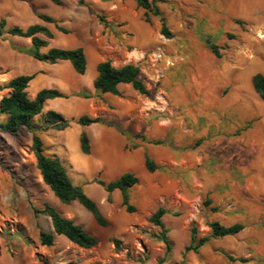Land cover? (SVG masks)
Returning a JSON list of instances; mask_svg holds the SVG:
<instances>
[{"label":"crops","instance_id":"1","mask_svg":"<svg viewBox=\"0 0 264 264\" xmlns=\"http://www.w3.org/2000/svg\"><path fill=\"white\" fill-rule=\"evenodd\" d=\"M85 2L94 10L93 15H89L85 6L78 5L77 7L72 6V12L63 18H56L44 11L39 13L51 16L56 23L46 22L38 16L31 23L46 27L52 33V38L63 36L59 34L62 31H59L56 25L66 29L67 32L62 33H67L68 39L61 42L59 48L82 47L86 59L85 72L77 73L69 60H57L53 64L41 65L35 72L31 71L27 74H34L28 83L29 87L34 82L39 83L28 97L34 98L41 89L55 88L65 97L46 99L43 107H50V104L62 102L71 110L77 109L79 116L101 118L100 122L89 125L77 123L78 126H73L77 131V136L76 145L72 150L60 133L68 132L71 124L64 130H55L44 118L46 133L52 139L46 144L37 134L43 142L45 153L60 159L74 185L85 186V183L81 182L80 176L88 171H92L93 175L97 173L98 177L94 180L101 179L105 182L116 180L126 172L137 177V182L126 190L128 204L132 205L134 210H127V206L123 204V193L118 188L111 192L104 190L99 199L93 198L87 191V195L95 200L91 198L106 220V224L101 225L93 214L77 200L64 203L51 192L53 202L45 203L55 208L63 217L80 225L97 240L94 246L83 248L62 235L66 239L60 245L56 237L58 234L54 232L51 223L48 225L47 232L54 234L52 245H57V249L63 250V253L69 258L77 257L87 261L95 256L93 253H85V250H91L100 243H103V249H99V255L104 257V253L110 255L115 248V246L109 247V240L119 239L120 244L123 240L130 247H134V241L139 240L145 245L150 244L159 251L162 250L163 257L166 254L167 262H171L168 256L172 251V244L178 242L179 253L182 257L179 254L175 255L173 261L180 258V262H174V264H258L252 257L261 253V249L259 244L255 242L254 245L252 240H259L261 234H264V230H259L255 224L249 227L245 226L243 223L245 219L239 214L230 216L233 210L238 209L232 198L231 202H222L217 194L215 196L213 191L216 186L229 183L231 178H225V175L220 176L218 173H216L217 176L211 177L205 169L200 168L209 155L206 152V147L203 149L199 145V139L206 138L208 130L205 129L198 134L191 132L181 117V113L176 111L177 90L182 93L185 92V89L175 86L177 89L175 91L174 88L171 94L168 91L169 85L163 80L172 67L179 70V65H184L188 69L186 71L195 75L200 84H203L205 79L209 80L207 91L219 93L230 87L236 88V91L241 88L242 93L244 89L245 94H247L246 91H250L249 95L256 102L264 101L252 84L254 74L260 73L264 76V49L255 51L250 60L251 63L246 68L244 63L247 62V59H244L240 53L238 54V52L246 50L248 45L246 42L248 34L242 28L261 29L264 33V0H231L235 7L237 5L241 7V12L239 11L235 15L231 13L226 16L220 15V18L225 17L232 23L225 33L231 31L237 36L239 35L241 38V43H238L240 49L233 52L232 40L230 41L223 35L224 42L214 45L218 54L211 48L206 50L198 47L196 39L190 35L192 25L195 23L193 18L196 15L206 18V27L216 25L218 17L212 10L213 0L156 1L152 4L153 10L147 12V18H145L147 10L138 6L135 0H108L106 3L98 1L97 4L87 0ZM98 5H101L103 10L98 8ZM80 7L86 12L87 25L83 29L79 28L76 34L70 33L62 19H71L74 15L72 13L81 10ZM154 9H157L158 14H155ZM252 9L254 10L252 11ZM252 14L254 16L251 17ZM98 16H102L103 21ZM161 17L165 20L166 27L170 32L169 37L161 32ZM36 35L48 41L46 46L40 48L41 52L55 47L48 46L52 38H47L42 33ZM71 35H75L76 39H71ZM26 39H29L31 46L30 38ZM235 56H239L240 59H235ZM23 58H26L25 55ZM105 60H109L111 65L116 68L126 64L138 66V78L148 94H141L128 82L118 83L117 93L96 91L93 82L98 76L97 65ZM217 60H219L218 64ZM245 70H248L246 75L249 85L244 88V85L239 86V82L242 71ZM21 73L23 72L6 79L5 83L1 85ZM190 83L192 86L194 82ZM251 85L258 96L251 91ZM7 91L8 94L9 90L7 89ZM82 93H89L91 96L85 98L81 96ZM160 97L165 100V106L162 109L155 106L162 105ZM148 102L153 103L154 106L147 108ZM48 110H45L44 114ZM252 112L258 117L256 123L259 129L264 132V118L259 117H264V109H259L255 104ZM59 113L65 117L62 112ZM34 117L36 118L37 115ZM33 125L37 131L42 129L34 122ZM90 127L96 129V133L88 137L90 152L88 154L80 153V132H86ZM232 139L233 137L215 136L213 141H231ZM146 156L155 165L153 171H149L146 166ZM210 157L212 156L210 155ZM31 159L32 167L35 168L36 159L32 152ZM205 199H209L210 204L204 205ZM159 207L164 209L159 218L161 226L154 224L149 219ZM214 207H216V211L212 210ZM43 208L37 217L38 231L43 230L39 224L40 218L48 224L49 220L51 222L49 216L45 217L47 214ZM188 212L194 213L196 216L200 214L198 221L206 232L202 234L198 232L199 237L211 234V229L207 225V222L211 221H219L225 226L240 223L243 228L235 234L223 236L225 239L216 242L214 239L221 237L210 238L196 253L192 250L186 251L185 248L190 243V227L192 225L191 218L185 215ZM102 227H108V233L98 239V230H103ZM170 227L175 229L176 233H170ZM162 228L165 230V236L170 246L168 252L164 242L159 239ZM223 241L226 243H222ZM159 243H162V249L156 245ZM39 247L48 246L39 245ZM134 252L136 253V250ZM229 256L233 259H230ZM161 260L163 263L164 259L158 258L156 264Z\"/></svg>","mask_w":264,"mask_h":264},{"label":"rangeland","instance_id":"2","mask_svg":"<svg viewBox=\"0 0 264 264\" xmlns=\"http://www.w3.org/2000/svg\"><path fill=\"white\" fill-rule=\"evenodd\" d=\"M75 1L62 0L61 5H56L50 0H0V20L5 19V27L17 25L25 28L33 23L38 14L43 11L56 18H63L72 12V6H78ZM87 1L97 4L98 1L106 3L108 0ZM213 2L212 10L218 17L216 25L206 27V18L196 15L193 18L195 23L192 25L190 35L196 39L198 47L206 50H210V45L223 43L224 35L225 38L232 40L234 45L232 51L239 50L238 43H241V38L231 31L225 33L232 23L225 17L220 18V15L238 14L241 7L238 5L235 7L231 0H213ZM92 3L91 5H93ZM98 8L103 10L101 5H98ZM80 9L72 13L74 15L71 19H62L70 33L76 34L79 28L83 29L87 25L86 12L81 7ZM242 29L248 34L246 38L248 45L246 50L238 52V54L240 53L244 59H247V62L244 63L246 68L251 63L250 60L255 51L264 49V33L261 29ZM59 34L63 36L53 37L48 46L61 47V42L68 39L67 33L60 32ZM70 38L76 39V36L71 35ZM29 46V39L16 38L7 33L1 34L0 85L5 83L6 79L20 72H23L21 74H28L31 71L33 73L41 65H49L30 57L26 53ZM243 47L245 48V46ZM23 55L26 58H23ZM235 59L240 58L235 56ZM218 63L219 60H217ZM179 66V70L172 67L163 81L169 85L168 91L171 94L175 86L185 89V92L182 93L177 90L176 111L181 113V117L191 132L198 134L205 129L208 130L206 138L199 139V145L203 149L206 147V152L209 155L200 168L205 169L211 177L217 176L216 173H218L220 176L225 175V178H231L229 183L216 186L213 191L215 196L217 194L222 202H231L232 198L238 209L233 210L230 216L239 214L245 219L243 222L245 226L249 227L255 224L256 228L264 230V132L259 129L256 123L258 117L252 112L255 104L263 110L264 101L256 102L247 91L249 96L244 93L245 89L243 90V88V93L241 88L236 91V88L232 87L219 93L207 91L209 80L205 79L203 84H200L195 75L186 71L188 69L184 65ZM247 72L248 70L242 71L239 82V86L244 85V88L249 85ZM190 82H194L192 86ZM37 85L39 83L34 82L30 87L28 86L27 90L30 91H27L28 96L37 88ZM176 89L174 90L176 91ZM251 91L256 94L253 87ZM7 92V89L0 90V98ZM256 96L258 95L256 94ZM48 109L62 112L68 119H74L80 115L77 109L71 110L62 102L50 104V107L44 106L42 112L36 118L33 117V122L42 127L37 133L46 144L52 139L45 129L44 112ZM6 118V114L0 113V122L5 121ZM73 126H78V124L72 122L68 132H60L61 137L71 150L76 145L77 136V131ZM95 133L96 129L92 127L86 131L88 137ZM215 136L233 137V139L231 141H213ZM30 143L31 133L25 128H21L15 135L0 132V264H43L40 260H44L47 264H156L158 258L164 259L161 264L180 262V258L173 261L175 255L181 256L178 242L172 244V251L168 256L171 262H167L166 254L163 257L162 250L159 251L150 244L145 245L139 240L134 241V247H130L121 240L119 249L113 248L112 254L104 253V257L98 255L87 261L77 257H67L63 250L57 249V245L40 248L37 238L39 229L37 217L45 202H53V195L50 188L39 177L37 167H32ZM96 177H98L97 173L93 175L92 171H88L80 176V180L85 183V186H82L85 193L87 194L88 191L93 198L99 199L104 189L94 182ZM198 209L201 210L200 207ZM185 215L191 218L192 225L198 227L199 234L206 232L198 221L200 214L196 216L194 213L188 212ZM47 219L49 220V218ZM39 224L43 230L47 231L51 222L49 220L48 224L40 218ZM108 227L98 230V239L108 233ZM172 232L176 233V230L170 227V233ZM56 237L60 245L66 239L62 235ZM222 239L225 237L216 238L214 242ZM252 241H254V245L255 242L259 244L261 249V253L253 255V260L258 264H264V255H262L264 253V234H261L259 240ZM108 245L111 248L114 246L111 240L108 241ZM156 245L162 249V243ZM135 250L137 254L134 252Z\"/></svg>","mask_w":264,"mask_h":264},{"label":"trees","instance_id":"3","mask_svg":"<svg viewBox=\"0 0 264 264\" xmlns=\"http://www.w3.org/2000/svg\"><path fill=\"white\" fill-rule=\"evenodd\" d=\"M138 6L143 7L147 11L145 12V18L148 16V11H152V4L156 1L164 0H135ZM56 5H61V0H51ZM79 6H85L89 15L94 14V10L85 0L75 1ZM155 14H158L157 9H154ZM38 17L46 22L56 21L47 14H39ZM98 18L103 21L102 16ZM161 32L166 36H170V32L166 27L165 20L161 17ZM5 19L0 20V36L3 33H7L11 36H18L23 38H30L31 46L26 53L39 61L47 63H55L57 60H69L73 65L77 73L83 74L86 68V59L82 47L75 48H59L51 47L46 52H41L40 48L46 46L48 41L38 37L37 33L44 34L47 38H52V33L44 26L40 24H31L26 28H21L17 25L5 27ZM59 31L67 32L66 29L56 25ZM210 48L218 54L216 46L210 45ZM98 76L93 82V86L96 91L100 93L111 92L117 93V84L121 82H128L138 90L141 94H148L144 88L143 83L138 78L139 68L133 64H126L119 68L113 67L109 60L100 62L97 65ZM34 77V74H21L10 79L6 84L0 86V90L8 89L9 93L0 98V113L7 115L5 121L0 122V132L9 133L15 135L21 128H25L31 133V145L30 151L33 153L36 159V167L39 170L42 181L52 190L54 195L62 202L69 203L72 200H77L83 207L89 210L96 221L105 225L106 220L100 213L96 203L83 191L81 186L72 184L69 179L66 169L60 159L56 156L47 155L45 153L43 142L37 134V129L34 127L32 119L35 115H38L43 108V104L46 99L65 97L57 89H41L34 98H29L27 95V87L29 81ZM252 84L255 91L264 100V76L260 73H256L252 76ZM81 96L88 98L91 95L89 93H82ZM45 120L51 125V128L55 130H64L69 127L72 122H76L80 125H89L92 123L100 122V117H89L87 115H81L76 119H68L54 110H48L44 114ZM80 150L84 154L90 152L89 138L86 132L81 131L79 135ZM145 163L149 171L155 169L153 161L146 156ZM94 182L104 188L105 191L111 192L118 188L123 193V204L127 206L128 211H133L134 207L128 204L127 188L137 182V177L131 173H123L118 179L105 182L101 179H95ZM109 200V199H108ZM204 205L210 204L209 199L203 201ZM216 211V207L212 208ZM43 211L50 217L54 232L58 235H64L69 241L83 247L90 248L97 242L96 238L87 233L80 225L75 224L72 220L60 215L55 208L45 203ZM164 209L159 207L151 216L150 221L156 225H160V216L163 214ZM207 225L211 229V234L199 237L197 235L198 229L196 226L190 227V243L186 246L185 250H192L197 252L198 249L207 243L212 237H223L226 235H232L237 233L243 228L240 223H235L230 226H225L219 221L207 222ZM159 239L164 242L166 251L170 249L169 243L165 236V230L162 228ZM54 234L42 229L38 231V241L42 246H51L53 244ZM112 242L116 249H119L120 240L112 239ZM230 259H233L229 256ZM245 260V259H241ZM43 264H47L44 260H40ZM158 261L157 264H161Z\"/></svg>","mask_w":264,"mask_h":264},{"label":"bare ground","instance_id":"4","mask_svg":"<svg viewBox=\"0 0 264 264\" xmlns=\"http://www.w3.org/2000/svg\"><path fill=\"white\" fill-rule=\"evenodd\" d=\"M248 92H250V91H248ZM159 99H160L162 105H155V106H156L157 108H159V109H162V108H164V106H165V100H164L162 97H160ZM152 106H154V104L151 103V102H148L147 105H146L147 108H150V107H152ZM261 107H262V106H261ZM259 108H260V107H259ZM179 228H180V227H179ZM101 241L103 242V240H101ZM102 246H103V243H100L98 246L92 248L91 250H85V253H86V252H87V253H90V254L93 253L94 256L96 257V256L99 255V249L102 248ZM74 247H76V246L74 245ZM82 250H83V249H82Z\"/></svg>","mask_w":264,"mask_h":264}]
</instances>
